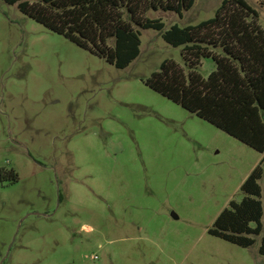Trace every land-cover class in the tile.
Masks as SVG:
<instances>
[{"label": "rangeland", "instance_id": "374dc122", "mask_svg": "<svg viewBox=\"0 0 264 264\" xmlns=\"http://www.w3.org/2000/svg\"><path fill=\"white\" fill-rule=\"evenodd\" d=\"M222 2L148 16L185 28ZM140 40L117 69L0 0V264H264L208 233L263 155L147 87L165 61L186 72L183 47Z\"/></svg>", "mask_w": 264, "mask_h": 264}, {"label": "trees", "instance_id": "16d2710c", "mask_svg": "<svg viewBox=\"0 0 264 264\" xmlns=\"http://www.w3.org/2000/svg\"><path fill=\"white\" fill-rule=\"evenodd\" d=\"M1 1L117 69L140 56L142 31L161 32L168 45L183 47L186 72L165 61L146 86L263 155L241 186L242 199L232 200L208 233L242 249L259 243L264 257V34L246 0H223L213 18L168 30L148 14L182 18L195 0ZM202 59L215 63L207 79L197 73Z\"/></svg>", "mask_w": 264, "mask_h": 264}]
</instances>
